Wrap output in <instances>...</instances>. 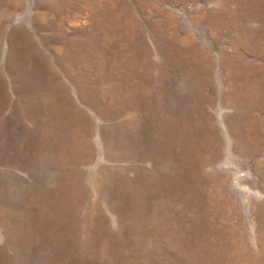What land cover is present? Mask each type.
Here are the masks:
<instances>
[{
  "label": "rangeland",
  "instance_id": "rangeland-1",
  "mask_svg": "<svg viewBox=\"0 0 264 264\" xmlns=\"http://www.w3.org/2000/svg\"><path fill=\"white\" fill-rule=\"evenodd\" d=\"M68 1L80 23L120 15L140 74L123 79L121 114L98 120L51 60L92 122L89 161L30 172L9 121L11 34L50 52L32 28L38 0L0 14V264H264V0ZM101 44L90 54L117 63Z\"/></svg>",
  "mask_w": 264,
  "mask_h": 264
},
{
  "label": "bare ground",
  "instance_id": "bare-ground-1",
  "mask_svg": "<svg viewBox=\"0 0 264 264\" xmlns=\"http://www.w3.org/2000/svg\"><path fill=\"white\" fill-rule=\"evenodd\" d=\"M79 1L82 2V0ZM88 2L90 1L88 0ZM68 3V0H45V2L38 0L37 2V11L33 14L32 28L39 38L38 45L45 48L50 54L40 53L34 39L22 27L17 28L11 34L12 39L9 42L10 50L5 65L6 73L15 75V78H19L18 76L24 78L34 76L39 79H37L38 85L42 91L40 98H32L34 96L31 95V92L24 90V83L18 87L21 89L19 92L25 98H23L24 100L22 99V102L19 101L22 103L24 110L21 119L24 125L26 124L25 127L30 129L27 130L28 134L26 136H22L24 138L23 147L27 153L24 154L26 155L25 164L29 166L30 172H54L59 170L63 164L78 165L89 161V148L86 141L92 130V122L64 100L65 86L52 70L54 66H52L51 60L62 68L67 82L77 87L79 97L95 111L98 120L104 118L113 121L121 114L126 104L130 101L129 95L125 94L123 90V79L126 81V78L140 74L136 69L137 65L134 56L131 54L130 56L129 52L125 50L127 38L123 34V27L120 26L121 21L118 19L120 15L117 14L119 17L115 18V16L113 17L108 13L109 11L104 12L103 10V13L99 15L95 12L96 16H92L91 19H89L88 15V21L86 22L85 20V23L84 20L80 19L81 16L78 15L79 19L83 21V23H80L72 18L73 14L69 12L71 6L69 8L70 3ZM92 4L90 5L92 6ZM96 7H98L97 4ZM23 8L22 0H0L1 15H12L22 11ZM107 9L110 10L109 7ZM78 11L81 12V9ZM95 43H102L101 47L109 44V46L118 48V52L111 54L114 58L113 60L118 59L117 63L110 64L105 58V60L102 59L103 61H100L98 53L94 56L92 53L90 54L89 45L91 46ZM97 49L100 50L101 48L97 47ZM99 55L101 57L104 56L102 52ZM95 56L97 59H95ZM100 56L99 58H101ZM105 83H110V87L109 85L107 88L101 87ZM15 92L20 94L17 90ZM93 94H98L101 101L92 99ZM104 99L106 100L104 101ZM102 103L104 107L101 108L100 105ZM16 104H14L15 110ZM34 105L40 106V110H42L41 107L46 109L34 113L33 107L36 108ZM15 110L14 112H16ZM107 110H110V112H106ZM12 118L11 116L10 119ZM16 123L17 118L15 119V125ZM33 128H38L39 136L35 137L32 134L34 132ZM103 144L106 143L104 142ZM13 164H15V161H13ZM54 175L52 173L50 176L54 178ZM50 180L52 181L53 179Z\"/></svg>",
  "mask_w": 264,
  "mask_h": 264
},
{
  "label": "crops",
  "instance_id": "crops-1",
  "mask_svg": "<svg viewBox=\"0 0 264 264\" xmlns=\"http://www.w3.org/2000/svg\"><path fill=\"white\" fill-rule=\"evenodd\" d=\"M6 65V64H5ZM11 76H12V81H13V83H14V87H13V97L14 98H19L20 100L19 101H21L22 102V99L24 98V96L19 92L21 89L20 88H18V87H20L19 85L20 84H23V87L25 88H23L22 87V89H24V90H26V91H28L29 93L30 92H32V91H38V90H40L39 88V85H38V78H36V77H34V76H31V77H20V76H18L19 78H15V75H12V74H10ZM34 77V78H33ZM38 79V80H37ZM15 80V81H14ZM20 80V81H19ZM25 81V82H24ZM27 82V83H26ZM2 83V79L0 78V103H1V101L3 100V102H4V100H5V94H4V85H2L1 84ZM19 83V84H18ZM37 84V85H36ZM16 86V87H15ZM36 86V87H35ZM38 87V88H37ZM27 88V89H26ZM30 88V89H29ZM33 89V90H32ZM17 90L20 94H17L15 91ZM24 90H22L23 92H25ZM31 95H32V93H31ZM30 95V96H31ZM17 96V97H16ZM32 96H34V97H32V98H37V96H35V95H32ZM22 97V98H21ZM39 98V97H38ZM25 99V98H24ZM23 99V100H24ZM18 101V104H16V103H13L12 104V106H11V108H10V118H11V116L13 117L12 119H10L9 118V121L11 122V123H13L12 125L14 126V128H15V130L17 131V133L19 134V136L22 138V136H26L28 133H27V130L29 129L28 127H25L26 126V124L24 125V122H23V120L21 119L22 118V114L24 113V110H23V105H22V103L21 102H19ZM14 104H16L17 105V107H16V110H15V106H14ZM2 105H3V103H2ZM39 105V104H38ZM36 108H34L33 107V111H34V113L35 112H40V111H43L44 109H46L45 107H41V109L42 110H40V106H37V105H34ZM35 109V110H34ZM14 110L16 111V112H14ZM40 110V111H39ZM14 112V113H13ZM21 113V114H20ZM15 114H17V115H15ZM0 115H1V108H0ZM15 115V116H14ZM21 115V116H20ZM18 116H19V118H18ZM17 118V123H16V125H15V119ZM22 122V123H21ZM22 125V126H20V125ZM19 125V126H18ZM16 126V127H15ZM24 127V128H23ZM17 128V129H16ZM22 129V130H21ZM37 129V130H36ZM23 130H24V132H23ZM30 130V129H29ZM32 130H34V132L32 133L35 137L36 136H39V130H38V128H33ZM20 131H21V133H23V134H21L20 133ZM25 132H26V134H25ZM38 133V134H37Z\"/></svg>",
  "mask_w": 264,
  "mask_h": 264
}]
</instances>
